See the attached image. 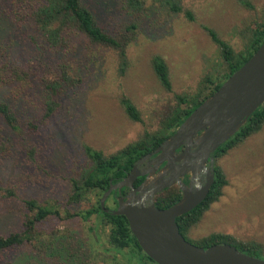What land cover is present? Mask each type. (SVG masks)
I'll return each mask as SVG.
<instances>
[{"label": "rangeland", "instance_id": "1", "mask_svg": "<svg viewBox=\"0 0 264 264\" xmlns=\"http://www.w3.org/2000/svg\"><path fill=\"white\" fill-rule=\"evenodd\" d=\"M27 1L0 0V64L16 67L25 79L1 87L0 98L17 110L21 120L36 123L31 127L22 121V131L16 133L0 117V145L5 147L0 149V187H14L17 193L11 198L0 196V235L23 229L26 199L52 202L63 210L87 207L67 202L71 178L90 164L84 145L111 154L145 130H156L168 106L175 103V93H192L204 75L225 71L220 48L204 26L241 50L240 32L257 14L242 0H183L193 20L184 11L170 12L152 0L146 1L142 16L125 9L124 0H83L109 33L115 34L123 23L139 22L128 48L129 67L120 75L117 53L78 31L66 32L65 48H51L30 18ZM246 1L258 10L264 5V0ZM155 55L167 62L173 91L162 86L152 67ZM62 64L82 77L81 84L67 89L58 110L43 120L42 80L56 79ZM123 95L136 104L143 122L127 115L120 102ZM219 163L229 183L189 236L197 239L224 232L264 244V127ZM36 231L33 243L0 252V264H142L137 256L133 263L128 261L129 250L118 253L116 260L111 249L105 254V233L100 227L90 231L77 216H50L37 223Z\"/></svg>", "mask_w": 264, "mask_h": 264}, {"label": "trees", "instance_id": "2", "mask_svg": "<svg viewBox=\"0 0 264 264\" xmlns=\"http://www.w3.org/2000/svg\"><path fill=\"white\" fill-rule=\"evenodd\" d=\"M146 1L124 0L123 6L135 15L142 16L146 12ZM152 1L173 13L184 11L189 19H194L193 12L184 9L183 0ZM242 3L250 9L256 10L257 14L252 24L240 32L244 41V47L241 50H235L216 30L204 26L213 42L220 48L225 63L224 73L218 76L207 73L192 93H175V103L168 106L160 120L159 127L152 131L145 130L137 139L116 152L105 154L102 150L85 144L84 151L90 164L81 171L79 176L71 178V190L67 202L68 204L82 203L88 206L78 211L68 208L63 210L52 202L39 203L36 199H26L25 205L28 212L24 216L23 229L9 235H0V252L33 243L37 232V223L50 216L63 219L77 216L88 225L90 231L96 230L97 227L101 228L105 233V244H108L103 249L104 253L109 254L110 249L114 251L112 259L116 260L118 253L129 250L131 256H128V261L132 263L135 256L142 264L156 263L140 246L130 228L127 217L104 211L101 207V198L111 184H116L127 176L139 159L153 152L165 139L174 134L193 110L211 96L262 44L264 41V5L258 10L249 1L242 0ZM27 8L37 30L51 48H65L68 45L66 32L68 30L78 31L84 34L90 42L114 50L118 56L119 74H126L130 64L128 48L136 37L139 28L138 21L123 23L116 33L112 34L98 24L94 11L83 0H28ZM151 63L162 86L167 91H173L170 70L165 59L160 55H155ZM8 72L9 75L6 74ZM81 78L72 74L68 64L61 65L60 75L56 79L50 78V76L44 77L42 80L43 120L51 117L58 110L60 97L67 89L81 84ZM16 79L25 80L24 73L14 66L9 68L7 62L0 64V88ZM1 94L0 91V96ZM120 102L132 120L143 122L141 112L130 97L123 95ZM0 117L16 133L22 131L23 120L20 119L17 110L2 98H0ZM23 122L29 123L31 127L36 126L32 120ZM263 127L264 104L248 117L233 136L212 153L214 183L208 196L194 209L176 219L180 232L190 242L204 248L216 243H229L247 254L264 257V244L256 240H243L224 232H213L197 239L189 236V232L201 221L204 213L210 209L213 203L220 200L225 186L229 183L228 177L219 163L220 159L232 149L241 146L248 137L260 132ZM0 149L4 150L5 147L0 145ZM30 154L33 156V149ZM144 179V176L138 177L135 186L138 187ZM128 191L127 187L122 188L121 191L113 190L106 201V206L109 209H116L118 198L126 196ZM182 194L180 187L175 185L173 188H168L157 194L154 197L155 205L158 208H167L178 202L182 198ZM16 195L14 187H0V196L11 198ZM97 237L101 239V233H97ZM99 244L103 245L102 242Z\"/></svg>", "mask_w": 264, "mask_h": 264}, {"label": "water", "instance_id": "3", "mask_svg": "<svg viewBox=\"0 0 264 264\" xmlns=\"http://www.w3.org/2000/svg\"><path fill=\"white\" fill-rule=\"evenodd\" d=\"M264 104V41L254 54L206 100H204L176 129L146 158L161 165L162 173L171 175L155 182L147 191L150 175L138 187L137 166L116 184H111L101 198L104 211L125 215L130 228L144 252L158 264H264V258L247 254L229 243H216L207 248L196 245L180 232L176 219L188 213L208 196L214 183L212 153ZM181 146H186L177 154ZM194 147V150H191ZM177 154V155H176ZM183 159L177 164L176 161ZM211 162V168L208 167ZM191 173L190 184L181 178ZM206 173V182L201 174ZM152 182V181H151ZM178 183L182 198L167 208H158L154 194ZM129 188L126 196L118 198V207L109 209L106 201L113 190Z\"/></svg>", "mask_w": 264, "mask_h": 264}, {"label": "flooded vegetation", "instance_id": "4", "mask_svg": "<svg viewBox=\"0 0 264 264\" xmlns=\"http://www.w3.org/2000/svg\"><path fill=\"white\" fill-rule=\"evenodd\" d=\"M195 148L192 147L191 150H194ZM185 151L186 152V146H181L180 149H178L177 151V154L181 153L182 151ZM176 154V155H177ZM155 155L151 156L150 158H146V155L143 156L141 159H139L135 166H137V168L139 169L140 172H146L147 174L146 175H142L145 177L144 181L146 180L147 176L150 175V179L151 181L149 182V186L148 188L146 189L147 191H149L150 189H152L154 187V183L155 182H160L161 179L163 178H166L168 177L169 175H171L172 171L170 170L169 172H165V173H162L163 171V167L166 165V162H163L161 165L158 164V162L154 159ZM212 157V156H211ZM183 162V159H180L178 161H176L177 164H180ZM210 161H208V166L210 165ZM212 169V168H211ZM213 170V169H212ZM206 173H203L201 174V182H206ZM141 177V176H139ZM191 173H187L185 176H183L181 179L187 183V184H190V181H191ZM143 181V182H144ZM142 182V183H143ZM175 185H177L178 187H180V185L176 182L174 184H171L170 186H167L165 188H163L161 191L157 192L156 194H154L153 196V200H154V197L161 193L162 191L168 189V188H173ZM139 186V185H138ZM129 189V188H128ZM181 189V187H180ZM129 192V191H128ZM155 202V201H154ZM192 231V230H191ZM190 231V232H191ZM189 232V234H190ZM152 264H158V263H152Z\"/></svg>", "mask_w": 264, "mask_h": 264}]
</instances>
